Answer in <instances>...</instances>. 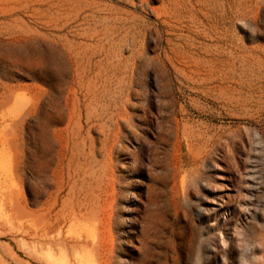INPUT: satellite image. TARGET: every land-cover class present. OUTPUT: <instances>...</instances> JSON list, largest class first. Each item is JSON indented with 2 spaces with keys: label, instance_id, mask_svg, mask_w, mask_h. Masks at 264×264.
Masks as SVG:
<instances>
[{
  "label": "rangeland",
  "instance_id": "374dc122",
  "mask_svg": "<svg viewBox=\"0 0 264 264\" xmlns=\"http://www.w3.org/2000/svg\"><path fill=\"white\" fill-rule=\"evenodd\" d=\"M237 235L264 238V0H0V264L81 236L238 264Z\"/></svg>",
  "mask_w": 264,
  "mask_h": 264
},
{
  "label": "clouds",
  "instance_id": "9594fccd",
  "mask_svg": "<svg viewBox=\"0 0 264 264\" xmlns=\"http://www.w3.org/2000/svg\"><path fill=\"white\" fill-rule=\"evenodd\" d=\"M236 250L238 252V264H264V238L258 237L249 241L242 235H237ZM244 252L249 253L250 260L241 258L240 254Z\"/></svg>",
  "mask_w": 264,
  "mask_h": 264
},
{
  "label": "bare ground",
  "instance_id": "6f19581e",
  "mask_svg": "<svg viewBox=\"0 0 264 264\" xmlns=\"http://www.w3.org/2000/svg\"><path fill=\"white\" fill-rule=\"evenodd\" d=\"M83 237L84 236H81L76 242L79 244V246H80V250H82L83 252H82V254H81V256H73L74 258H73V261H74V263L75 264H95L92 260H91V257H90V252H91V250H88L87 249V247H88V245H89V242H88V240L86 239V240H84L83 239ZM79 250V251H80Z\"/></svg>",
  "mask_w": 264,
  "mask_h": 264
}]
</instances>
